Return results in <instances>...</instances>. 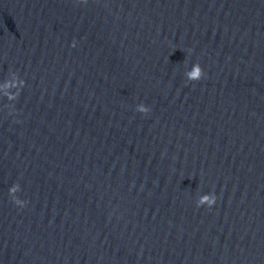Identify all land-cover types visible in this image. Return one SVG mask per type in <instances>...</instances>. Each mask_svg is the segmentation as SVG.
Instances as JSON below:
<instances>
[{
	"label": "clouds",
	"instance_id": "clouds-1",
	"mask_svg": "<svg viewBox=\"0 0 264 264\" xmlns=\"http://www.w3.org/2000/svg\"><path fill=\"white\" fill-rule=\"evenodd\" d=\"M73 46H75V43H73ZM203 75H204V73H203L201 66L199 64H197L193 67V70L188 73V78H189V80H192V81H198L202 78ZM137 111H139L141 113H148L150 111V109L148 107H146L145 105L140 104L137 106ZM11 191L15 192L16 188L14 187ZM216 199H217L216 196H213L211 198H209L208 196H204L201 198L198 207L203 206V205H207V206L211 207L216 203ZM14 203L23 207V206H25L26 201L15 200Z\"/></svg>",
	"mask_w": 264,
	"mask_h": 264
}]
</instances>
